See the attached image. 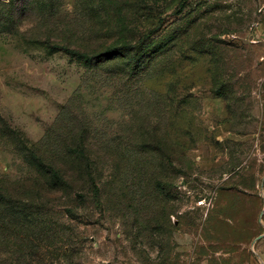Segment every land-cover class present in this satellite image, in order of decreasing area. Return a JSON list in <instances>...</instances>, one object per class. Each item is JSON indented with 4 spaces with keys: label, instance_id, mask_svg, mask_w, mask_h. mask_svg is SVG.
Wrapping results in <instances>:
<instances>
[{
    "label": "rangeland",
    "instance_id": "rangeland-1",
    "mask_svg": "<svg viewBox=\"0 0 264 264\" xmlns=\"http://www.w3.org/2000/svg\"><path fill=\"white\" fill-rule=\"evenodd\" d=\"M0 264H264V0H0Z\"/></svg>",
    "mask_w": 264,
    "mask_h": 264
},
{
    "label": "trees",
    "instance_id": "trees-1",
    "mask_svg": "<svg viewBox=\"0 0 264 264\" xmlns=\"http://www.w3.org/2000/svg\"><path fill=\"white\" fill-rule=\"evenodd\" d=\"M140 34H139V36H140ZM153 34H154L153 31H150L148 33H145V34L142 35V39L143 38L149 39L150 37H152ZM120 45L123 46V47H120V50H122V49L128 50L129 49V48H127L128 46H127L126 43H123V44H120ZM51 48H57V49L66 51L67 53H70V54H74L75 53V51H73L72 49H70V48H68L66 46L52 45ZM116 50L117 49H114V47L112 48V46H110V47L105 48L103 51L99 52V54L97 56H95V54L97 52H93L91 54H89L88 52H84V53L79 52L78 55H80L82 57H85V58L88 57V58H91V59H98L101 56L107 57V56H110V55H114L116 53ZM89 178H90L91 182L92 181L94 182L91 173L89 174Z\"/></svg>",
    "mask_w": 264,
    "mask_h": 264
},
{
    "label": "water",
    "instance_id": "water-1",
    "mask_svg": "<svg viewBox=\"0 0 264 264\" xmlns=\"http://www.w3.org/2000/svg\"><path fill=\"white\" fill-rule=\"evenodd\" d=\"M263 236H260L259 239H261Z\"/></svg>",
    "mask_w": 264,
    "mask_h": 264
}]
</instances>
